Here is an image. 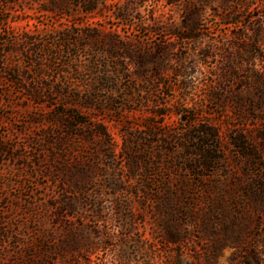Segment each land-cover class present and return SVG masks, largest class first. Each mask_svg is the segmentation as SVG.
Returning <instances> with one entry per match:
<instances>
[{"label": "rangeland", "instance_id": "obj_1", "mask_svg": "<svg viewBox=\"0 0 264 264\" xmlns=\"http://www.w3.org/2000/svg\"><path fill=\"white\" fill-rule=\"evenodd\" d=\"M45 2L0 0V51L7 55L0 67L2 226H19L36 242L39 227L80 228L83 247L68 253L71 264H120L123 254L132 264H176V250L184 264H264V99L260 87L221 78L229 58L245 69L264 70V61H241L229 29L213 15L201 22L200 40H179L169 32L181 24L179 10L166 0H112L95 16L73 6L45 12ZM254 8L253 22L262 21L264 0ZM85 28L102 33V45L75 35ZM59 33L71 46L57 56ZM110 43L141 49L151 62L143 68L137 56L127 57V72L108 55ZM162 43L175 46L157 55ZM92 61L99 68L90 69ZM14 69L24 84L47 86L44 96L30 98L9 75ZM66 86L71 95L74 87L86 90V100L64 99ZM63 110L87 123L86 140L64 149L45 142L64 135L48 121ZM98 127L107 137L91 138ZM184 177L193 184L186 196ZM62 196L78 204L66 222L53 208ZM167 228L187 236L180 246L165 244ZM136 242L147 253L138 255ZM5 251L3 264H40L34 250L21 262L13 244Z\"/></svg>", "mask_w": 264, "mask_h": 264}, {"label": "trees", "instance_id": "obj_2", "mask_svg": "<svg viewBox=\"0 0 264 264\" xmlns=\"http://www.w3.org/2000/svg\"><path fill=\"white\" fill-rule=\"evenodd\" d=\"M40 1V0H38ZM112 0H47L45 2V7L43 11L55 13L58 10L69 9L70 6L75 7L79 12L84 13L88 16L97 15V11L101 6L108 5ZM169 5L172 7H176L179 10V16L181 19V24L174 29H170L169 32L171 35H174L179 40L183 41H198L201 39L199 35L203 30L200 28L201 22L206 20V17L209 15H213L217 17L222 23L227 26L230 33L232 34V38L234 40V44L232 49L238 51L237 56L241 61H253L256 59H260L264 61V57H262V53H264V10H262L261 15H259V19L262 18V21L253 22L254 18L252 17V13L255 11L254 5L257 0H166ZM133 4V3H132ZM123 18L129 16L130 8L122 10ZM74 14H71L73 16ZM245 19H249L251 21L249 25L243 26L242 24L245 22ZM253 23V25H251ZM160 32H166V28H160ZM75 35L80 36L81 38H89L91 43H96V45H102L101 38H103V34L97 33L95 28L91 29H83L81 33H76ZM68 36L59 33V38L57 39L54 49L56 50L55 55L60 56L62 49H70V42L68 40ZM250 41V46L247 44ZM175 45L162 43L158 46L156 50L157 55H166L170 53L171 49L174 48ZM75 47L74 45L72 46ZM71 47V49H73ZM109 49L111 50L108 55L111 58L120 59V63L124 66V69L129 72L128 62H126L127 57L133 59V55L137 56V59H140L139 62L142 64L143 68L146 67V63H150L151 60L148 56H145L147 53H143L141 49L133 47L129 44L118 45L116 43L108 44ZM138 51V52H137ZM141 51V52H140ZM203 51V50H202ZM206 51V50H205ZM246 51L250 55L244 58L243 53ZM134 53V54H133ZM139 53V54H137ZM126 55V56H125ZM208 55V54H207ZM254 55V56H253ZM207 58L209 56H206ZM263 60H262V59ZM57 57L55 56V60ZM236 58H229L228 65L223 68L222 79L223 81L228 79V82L233 84L240 83L247 90H250L252 87H260L261 89V97L264 99V70L258 68H242L241 66L233 65V61ZM7 55L3 51H0V67H4L6 65ZM40 61V60H39ZM38 68H43L42 64H38ZM95 66V67H94ZM5 68V67H4ZM7 68V67H6ZM89 68L97 69L99 65L96 61H92ZM10 72V74H9ZM8 73L12 76L13 79L16 80L17 83L23 86L24 90L28 93L30 98L40 99L44 96V90L46 87H39L24 84L23 81L20 80V72L19 70H10ZM245 74V76H243ZM111 83H114L112 81ZM50 89V87L48 88ZM70 89L69 86H66L64 89L60 90V95L64 99L72 98L73 102L77 105L80 104L82 100H86L85 91L80 88L74 87V94L68 93ZM51 90V89H50ZM235 96H239L238 92H233ZM133 95H135L133 93ZM126 97L128 95H125ZM132 98V96H128ZM63 107H68V104H62ZM164 115V114H162ZM50 123L55 126H59L64 135L55 139L52 134L46 136V141L48 145L52 147H62L63 149L67 146H70L74 142V139L77 138L80 141L86 140V135L82 133L86 128V121L83 116L77 112H69V111H61V112H51L49 115ZM191 129L195 130V132L208 136L209 132L206 126H193ZM215 133V131H214ZM216 134V133H215ZM99 135L100 137H107V134L103 130V128L98 127L96 131L91 134V138ZM218 143V136H217ZM112 145H110V148ZM217 147V144H216ZM193 153L191 152V155ZM190 155V157H191ZM192 163V160H190ZM193 184L184 177L180 180V191L181 195H189L190 189L193 187ZM170 187V186H169ZM170 189V188H169ZM86 200L88 198H85ZM78 207V204L67 198L66 196H62V198L57 199V203L53 205L55 208V216L56 219L67 221V218L75 211ZM188 207V206H187ZM51 209L50 206L47 207ZM190 209V206L188 207ZM2 215L0 214V264H3L5 258L7 257V252L5 251L6 244H13L14 247H17L18 252H16V258L18 261H23L24 256L34 250L33 256H40L39 260H36L37 263L40 264H71L70 260H68V253H70L72 248H82V238H83V230L80 228H75L73 226H65L61 233L55 230H43L40 227L37 230V233L34 236H37L40 239L39 242L35 241V237H32L29 234L23 233L19 226H2ZM131 231H128L126 234H131ZM60 234L58 240L56 236ZM166 240L165 244L169 246H180L181 243L186 239V235L180 237V233L173 229H166ZM204 235L207 237L211 236V232L209 230H205ZM36 237V238H37ZM11 242V243H10ZM123 247V246H120ZM124 247H126L124 245ZM136 253L142 254L147 253L146 248L141 245L139 242H136ZM39 250V254L37 251ZM121 251V250H120ZM42 252V253H41ZM122 253H126L122 251ZM128 253V252H127ZM44 254V255H43ZM41 255L42 258H41ZM33 257V258H34ZM177 263L176 264H184L183 253L182 251L176 250ZM119 259L120 264H132V258L130 259L125 254H123Z\"/></svg>", "mask_w": 264, "mask_h": 264}]
</instances>
